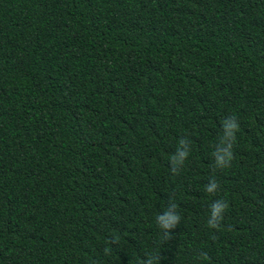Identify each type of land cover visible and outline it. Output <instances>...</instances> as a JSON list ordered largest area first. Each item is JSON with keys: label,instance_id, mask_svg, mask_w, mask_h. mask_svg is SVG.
<instances>
[{"label": "trees", "instance_id": "trees-1", "mask_svg": "<svg viewBox=\"0 0 264 264\" xmlns=\"http://www.w3.org/2000/svg\"><path fill=\"white\" fill-rule=\"evenodd\" d=\"M149 256L264 264V0H0V264Z\"/></svg>", "mask_w": 264, "mask_h": 264}, {"label": "clouds", "instance_id": "clouds-1", "mask_svg": "<svg viewBox=\"0 0 264 264\" xmlns=\"http://www.w3.org/2000/svg\"><path fill=\"white\" fill-rule=\"evenodd\" d=\"M223 134L220 137L219 144L213 153L215 166L219 168L227 167L232 159V146L235 141V133L239 129V124L234 116L228 117L222 121ZM188 141L181 139L179 141V147L176 153L171 157L172 171H177V166L182 165L188 155ZM219 185L217 181L212 178L205 186V190L208 193H215ZM228 204L224 200H216L212 203L210 209V218L208 219V225L210 227H217L218 222L223 218L222 213L227 209ZM177 205L175 203H169L168 208L163 214H158L156 222L158 226L164 230L166 238H171L170 230L174 229L179 223L180 216L176 213ZM157 257L149 256L142 264H154L157 261Z\"/></svg>", "mask_w": 264, "mask_h": 264}]
</instances>
